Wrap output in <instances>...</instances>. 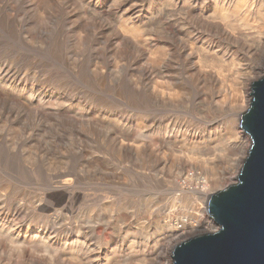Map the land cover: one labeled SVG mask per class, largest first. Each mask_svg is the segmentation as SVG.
Masks as SVG:
<instances>
[{"label":"rangeland","instance_id":"rangeland-1","mask_svg":"<svg viewBox=\"0 0 264 264\" xmlns=\"http://www.w3.org/2000/svg\"><path fill=\"white\" fill-rule=\"evenodd\" d=\"M120 1L0 0V65H7L15 75V78H3L6 92L13 94L11 100L21 106L31 103L39 107L45 112H41L44 116L52 107L58 106L62 110L59 116L38 123L31 114H26V108L22 110L14 103L9 104V109L4 108L5 93L0 87V187L11 185L9 203L17 195H23L21 202L26 212L14 217L0 213V223L4 222L2 220L10 222L13 239H18L11 245L12 253L8 257L12 264L40 263L39 257L28 252L18 254L14 245L37 241L41 219L55 215L62 206H73L80 212L81 225L87 226L89 218L98 223L95 240L102 238V242L93 241L89 245L90 249L100 247L99 264H131L125 260L142 240L148 244L147 248L152 246L148 252L160 247L161 263L166 264L168 258L172 259L175 246L217 229L216 226L214 230L183 235L180 239L162 234L167 223L162 214L181 209L179 204L169 208L180 192L155 180L156 170L164 166L163 156H160L159 165L151 168L153 160L149 156L140 160L131 151L121 156L113 144L115 139H133L137 133V111H129V108L135 104L133 89L138 80V57L143 54L162 57L159 51H166L165 40L158 50L152 39L142 44L152 33L149 4L142 12L128 14L127 23L121 25L117 7ZM138 26L145 32L134 37L132 31ZM119 32L126 38L117 39ZM127 43L133 44L134 48L128 47ZM263 58L264 55L258 57V61L262 63ZM258 76L256 81L264 76V67ZM251 87L250 84L249 95ZM192 97H195V91ZM251 98L250 95V101ZM181 100L185 101V98ZM9 111H21L22 118L9 119ZM76 112L84 115L82 122L76 121ZM219 128L222 130L219 123L209 127L212 131H219ZM192 137V133L188 135V141ZM153 144L158 145L156 140ZM211 145L207 146V152L211 151ZM250 145L251 140L237 154L233 144L221 143L225 150L217 170L221 172L226 166H234V177L221 181L211 195L237 182ZM236 156L240 158L237 162L233 160L238 158ZM184 162L180 161L181 164ZM142 167L152 176H141ZM200 168L197 170H202ZM163 172L168 174V169ZM56 173L65 176L52 183L51 177ZM76 174L78 179L75 180ZM53 187L59 189L52 190ZM117 230L120 233L117 234ZM127 234L132 236L130 240ZM65 239L51 240L65 253V256L59 253L61 262L89 264L81 251L72 255L69 246L60 245ZM172 239H177V243L171 242ZM5 248L0 243L3 255H6ZM79 256L81 259H77Z\"/></svg>","mask_w":264,"mask_h":264},{"label":"bare ground","instance_id":"bare-ground-1","mask_svg":"<svg viewBox=\"0 0 264 264\" xmlns=\"http://www.w3.org/2000/svg\"><path fill=\"white\" fill-rule=\"evenodd\" d=\"M120 2L117 7L121 13V25L127 23L128 14L138 10L142 12L149 4V9L152 8L149 18L152 33L150 38L146 37L142 41V44L152 39L158 50L159 44L165 40L163 44L166 45V51H159L162 57H150L145 54L138 57V80L133 89L135 104L129 108V111H137L135 120L137 133L133 139L123 137L115 139L113 144L121 156L130 151L140 160L149 156L153 160L150 162L151 168L159 165L161 155L166 159L162 157L164 166L156 170L155 180L168 184L174 192H180V195H175L169 208L179 204L181 209L175 213L171 211L162 214L167 221L163 232L159 230L162 234L180 239L183 235L186 237V235H197L214 230L217 225L208 214L209 199L216 190L215 187L217 188L221 181L234 177L235 171L234 166L232 168L226 166L224 171L218 172V162L224 156L225 150L221 143L233 144L238 154V150L245 149L251 140L240 127V123L243 111L249 106L250 84L256 82L264 67V58L262 63L260 58L258 61V57L264 55V0H121ZM210 4L211 7H208ZM147 22L149 21L145 23ZM140 32H145L142 26L132 31L134 37H138ZM116 37L126 38L121 32ZM127 44L128 47L134 48L133 44ZM115 67H118V64ZM8 76L12 78L15 75L9 71L7 65H0V87L4 88L5 93L4 101L0 103L4 108L9 109L10 103L18 105L22 110L26 108V114H31L38 123H42L48 117L53 118L61 114L62 110L58 106L52 107L46 113L49 115L44 116L41 113L43 110L31 103V105L22 103L21 106V103L13 102L11 100L13 94L6 92L7 86L2 82L3 78ZM17 79L20 78L17 76ZM193 91L195 97H192ZM182 97L185 101L181 100ZM9 112L10 116H7L9 119L20 116L22 118L21 111ZM75 115L77 122L83 121L84 115L78 112ZM216 123L222 125V130L209 129L210 125ZM191 133L192 140L188 141L187 137ZM155 140L157 146L153 144ZM209 144H212V148L207 152L206 148ZM233 160L237 162L240 158ZM180 161L185 162L181 164ZM199 166L202 170L198 171ZM165 168L168 169V174L163 172ZM144 169L145 167H142L139 174L151 177L152 173ZM64 176L63 173L52 175V183H57ZM76 179H78L77 174ZM10 188L9 184L0 187V213L11 217L26 213L21 202L23 195H17L15 200L9 203ZM57 189L59 187L52 188V190ZM46 210L49 211L47 208ZM79 213L73 206H62L55 215L41 219V225L38 224L40 234L38 240L17 243L14 245L17 253L25 251L35 255L42 261L38 260L39 264H63L60 254L65 256V253L57 249L55 243H51V240H59L63 237L67 240L65 239L66 241L60 245L69 246L72 255L80 254L81 251L84 260L88 259L89 264H99L100 247L90 249L89 245L96 241L95 226L98 223L92 222L89 218L87 226L81 225ZM2 221L4 222L0 223V243L6 246V255L0 253V264H12L11 260L8 261V257L12 253L11 245L18 239H13L10 222ZM116 233L120 231L117 230ZM131 238L132 236L127 234V239ZM101 239L96 242L101 244ZM175 240L172 239L171 242L177 243ZM136 244V250L132 251L125 261L131 264H162L163 253L160 247L153 249L151 253L148 252L149 246L146 247L148 244L143 240ZM173 247L174 245L171 246ZM150 249L152 246L149 251ZM4 256L6 259L3 258ZM77 259H81V256ZM168 259L169 263L166 264L170 262L173 264V258Z\"/></svg>","mask_w":264,"mask_h":264},{"label":"water","instance_id":"water-1","mask_svg":"<svg viewBox=\"0 0 264 264\" xmlns=\"http://www.w3.org/2000/svg\"><path fill=\"white\" fill-rule=\"evenodd\" d=\"M251 86L240 123L251 139L247 156L237 182L208 202L217 229L175 246L173 264H264V76Z\"/></svg>","mask_w":264,"mask_h":264}]
</instances>
